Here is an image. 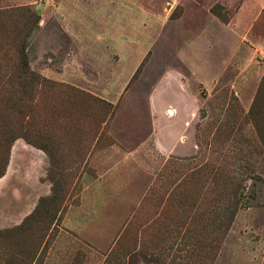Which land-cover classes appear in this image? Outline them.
Here are the masks:
<instances>
[{"label":"rangeland","instance_id":"374dc122","mask_svg":"<svg viewBox=\"0 0 264 264\" xmlns=\"http://www.w3.org/2000/svg\"><path fill=\"white\" fill-rule=\"evenodd\" d=\"M7 149L0 264H264V0H0Z\"/></svg>","mask_w":264,"mask_h":264},{"label":"trees","instance_id":"16d2710c","mask_svg":"<svg viewBox=\"0 0 264 264\" xmlns=\"http://www.w3.org/2000/svg\"><path fill=\"white\" fill-rule=\"evenodd\" d=\"M7 159H8V149L5 152V156H4V159H3V166L1 167V170H0V178L4 175V171H5V166H6V163H7Z\"/></svg>","mask_w":264,"mask_h":264},{"label":"crops","instance_id":"0c3cea01","mask_svg":"<svg viewBox=\"0 0 264 264\" xmlns=\"http://www.w3.org/2000/svg\"><path fill=\"white\" fill-rule=\"evenodd\" d=\"M172 115H173V111H172Z\"/></svg>","mask_w":264,"mask_h":264}]
</instances>
